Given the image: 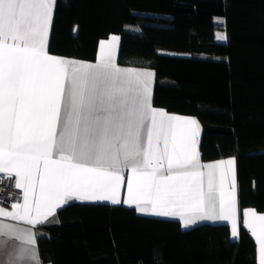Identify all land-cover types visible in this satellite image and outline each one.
I'll return each instance as SVG.
<instances>
[{"label": "snow or ice", "instance_id": "snow-or-ice-1", "mask_svg": "<svg viewBox=\"0 0 264 264\" xmlns=\"http://www.w3.org/2000/svg\"><path fill=\"white\" fill-rule=\"evenodd\" d=\"M55 5L0 0V174H14L23 191V202L12 211L0 208V216L45 223L75 197L135 205L141 213L178 217L184 226L233 221L231 236L238 238L235 160L201 163L198 121L152 106L153 73L119 67L117 37L100 44L95 63L50 55ZM244 215L264 264V214ZM13 231L0 223V236ZM17 239L11 264H39L33 235Z\"/></svg>", "mask_w": 264, "mask_h": 264}, {"label": "trees", "instance_id": "trees-1", "mask_svg": "<svg viewBox=\"0 0 264 264\" xmlns=\"http://www.w3.org/2000/svg\"><path fill=\"white\" fill-rule=\"evenodd\" d=\"M110 34L119 64L154 71V106L198 121L202 160L236 157L240 221L246 207L264 212V0H56L48 51L93 60ZM79 212L63 207L39 227L43 264H257L241 222L232 239L223 223L183 227L89 203Z\"/></svg>", "mask_w": 264, "mask_h": 264}, {"label": "crops", "instance_id": "crops-1", "mask_svg": "<svg viewBox=\"0 0 264 264\" xmlns=\"http://www.w3.org/2000/svg\"><path fill=\"white\" fill-rule=\"evenodd\" d=\"M117 37L118 38V42H115L113 44V56H114V59H115V62L117 63V65L123 69H126V70H131L132 72H135V73H142V72H151L153 73V75L151 77L148 78V84H149V88H150V91H151V99H152V106L157 109V110H163L165 112H167L169 115H178V116H181V117H186V118H194L192 116H188V115H182V114H177V113H173V112H168L166 111L165 109L161 108V107H157V106H154L153 104V85H154V82H155V74H154V71L152 69H149V68H135V67H132L130 65H124V64H119L118 63V52H119V45H120V36L118 34H110L108 37L104 38V39H101L98 44H97V48H96V55H95V58L93 60H79L77 58H74V57H64V56H57V55H54L52 53H50L49 51V54L50 55H54L58 58H64V59H69V60H72L74 61L75 63L79 64V63H88V62H91V63H95L97 62L98 60V57H99V54H100V44L103 42L105 44L109 43L111 41V37ZM162 53H169V52H166V51H162ZM174 54V53H173ZM200 126V124H199ZM200 136H201V127H200V135H199V142H200ZM229 158H233L235 160V178H236V208H235V215H234V222L236 223L237 225V230H238V234H239V226H240V222L242 224V226L247 230V232L250 234V236L252 237L251 235V232L249 229H247L245 227V220L248 219L247 217H245V212L247 210H254L257 214H264V212H258L256 211L255 209L253 208H250V207H246L244 209H242V213H241V221H240V215H239V206H238V193H237V176H236V157L235 156H230V157H226V158H220V159H214V160H202L201 158V163H204V164H207V163H214V162H218V161H221V160H227ZM229 182L231 183V177L229 178ZM127 196V173H125V179L123 181V183L121 184V186L119 187L118 189V197L121 201H123ZM23 200L21 199V202L22 203ZM81 203H89V204H95V205H107V206H123V207H132L134 208L136 214L138 215H141V216H148V217H157V218H167V219H174V220H178L179 222H181L182 226L183 227H192L194 225H198V224H201V223H211V224H228L229 225V228H230V235H231V230H232V224H233V221H221V220H197L196 223L194 224H191V225H188V226H184V222L181 221L178 217H171V216H168V217H165V216H158V215H154V214H151V213H141L139 212L135 205H128V204H124L123 202H121L120 204H112L110 203L109 201H84V200H80L78 198H71L68 200V202L60 207V208H57L54 215L50 216L48 218V220L46 222H52L54 221L55 219V215L56 213L62 209L63 207H68L70 209V212H71V215L73 218H77L79 217V204ZM218 201H217V211H218ZM0 208H3L5 211H12V207L11 208H5V207H1ZM45 222V223H46ZM0 223H3L5 225H8L10 226L11 228L14 229V231L12 233H9L7 235H4V236H0V240H7L8 241V246L7 247H0V264H11V262L13 261V259L15 258V253L17 251V246L20 244V241L19 239H17L18 236H22L24 233H31L34 237V240H35V243L32 245V248L35 250L37 256H38V261H39V264H43L41 262V259H40V256H39V252H38V247H37V236H38V231H39V227L44 224V223H40V224H36V225H30V224H27L23 221H20V220H14L10 217H3V216H0ZM232 239H237V238H233L231 236ZM255 244H256V256H257V264H258V245L255 241V238L252 237ZM139 264H143V262H140Z\"/></svg>", "mask_w": 264, "mask_h": 264}, {"label": "built area", "instance_id": "built-area-1", "mask_svg": "<svg viewBox=\"0 0 264 264\" xmlns=\"http://www.w3.org/2000/svg\"><path fill=\"white\" fill-rule=\"evenodd\" d=\"M16 178L7 173L0 174V206L11 208L14 203L21 202L23 191L15 187Z\"/></svg>", "mask_w": 264, "mask_h": 264}, {"label": "rangeland", "instance_id": "rangeland-1", "mask_svg": "<svg viewBox=\"0 0 264 264\" xmlns=\"http://www.w3.org/2000/svg\"><path fill=\"white\" fill-rule=\"evenodd\" d=\"M216 21H217L218 24L221 25L222 22H223V19L218 17V18H216ZM217 34H223L225 36L224 31L221 28L216 31V40L219 41V42H223L225 39H217Z\"/></svg>", "mask_w": 264, "mask_h": 264}]
</instances>
